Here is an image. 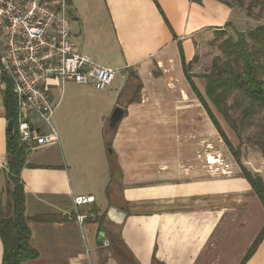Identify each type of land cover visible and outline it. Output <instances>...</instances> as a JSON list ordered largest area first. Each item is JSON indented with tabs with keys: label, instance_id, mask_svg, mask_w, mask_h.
Here are the masks:
<instances>
[{
	"label": "crops",
	"instance_id": "1",
	"mask_svg": "<svg viewBox=\"0 0 264 264\" xmlns=\"http://www.w3.org/2000/svg\"><path fill=\"white\" fill-rule=\"evenodd\" d=\"M67 4L77 50L100 66L114 68L116 74L124 71L135 77L139 86L133 90L140 97L132 101L125 98V91L107 94L97 137L110 152L65 153L58 135L57 141L26 151L20 178L31 245L38 256L23 264H241L264 224V207L248 182L227 167L213 178L200 164L160 167L190 152H176L172 136L141 131L159 125H152V120L170 119L169 112L175 113L177 106L189 111L183 117L191 116L189 103H162L164 90L170 94L175 86L190 90L178 44L185 60H192L210 35L238 19L239 10L220 0H67ZM193 79L202 90L203 81L199 85ZM116 107L123 114L107 134ZM30 115L38 124L36 115ZM6 123L0 95L2 205L8 195ZM125 126H137L140 132ZM171 138V148L161 147ZM77 195L92 198L78 208L85 215L81 224L72 201ZM102 240L109 245L103 246ZM1 256L0 241V264ZM243 264H264V236Z\"/></svg>",
	"mask_w": 264,
	"mask_h": 264
},
{
	"label": "rangeland",
	"instance_id": "2",
	"mask_svg": "<svg viewBox=\"0 0 264 264\" xmlns=\"http://www.w3.org/2000/svg\"><path fill=\"white\" fill-rule=\"evenodd\" d=\"M227 1L239 10L238 19L225 26L220 33L214 32L203 44L197 47L196 59L192 64L191 71L196 75L195 79L199 85L202 82L199 74L209 68L215 57L222 55L219 45L225 38L235 37L238 31L246 32L264 24V9L252 6L249 9L250 16L247 15L245 9L250 0H242V8L236 6V2L234 3L233 0ZM69 23L71 30L70 39L75 44L73 21H69ZM130 77L131 80L129 79ZM129 84L131 87H129ZM136 86L138 87L139 83L135 80V77L125 74L124 71H117L112 84L103 91H97L89 85H78L73 82H66L63 90L60 87H54L51 99L53 97L57 99L59 96L61 98L51 117V124L59 136V144L64 152L69 153L74 150L76 155L87 156L95 155L101 149L108 152V149L104 147V142L102 144L98 138L97 120L100 109L103 110L107 105V94L112 97L117 92L125 91L126 99L128 98L132 101L139 99L138 91L133 90ZM172 88L174 89V91H171L173 94H170L167 90L162 92V103L176 105L181 101L186 102V104L189 103L191 116L185 115L183 117L181 114H188L189 111H179L177 106L175 113L174 110L169 112L170 119L166 121L158 120V122L152 120V125L155 123L159 125L142 127L141 131L145 133L150 130L153 134L156 132L161 135L172 136L175 139L176 152L182 153L186 150L190 153L186 157L178 155L176 159L168 160L166 165L160 164V167L168 166L169 164L180 169L189 168L190 166L196 168L200 164L206 167L209 178L222 175L221 170L226 167L230 172H240L231 153L227 150L190 90L187 88L186 92H183L179 86ZM161 91L163 90L161 89ZM227 102L231 106L228 112L231 118L229 123L213 106H211L212 110L230 142L239 150L242 164L252 173L264 179V108L257 109L251 115H244L241 111L247 103L241 96L234 94ZM117 124L111 126L108 120L107 134L114 130ZM137 128V126L135 128L128 127L134 133L139 131ZM44 129L46 130V128ZM172 141L171 138L170 142L161 143V147L168 150V147L170 146L171 148L173 145ZM112 160L114 162L113 157ZM5 199L8 201V195Z\"/></svg>",
	"mask_w": 264,
	"mask_h": 264
},
{
	"label": "built area",
	"instance_id": "3",
	"mask_svg": "<svg viewBox=\"0 0 264 264\" xmlns=\"http://www.w3.org/2000/svg\"><path fill=\"white\" fill-rule=\"evenodd\" d=\"M67 12V0H0V87L4 79L11 81L13 129L26 150L58 140L51 117L61 96L51 99L54 87L63 90L66 82H73L103 91L116 75L114 68L100 66L77 50ZM72 201L81 224L85 215L78 208L92 198L77 195ZM102 245L109 242L102 240Z\"/></svg>",
	"mask_w": 264,
	"mask_h": 264
},
{
	"label": "trees",
	"instance_id": "4",
	"mask_svg": "<svg viewBox=\"0 0 264 264\" xmlns=\"http://www.w3.org/2000/svg\"><path fill=\"white\" fill-rule=\"evenodd\" d=\"M220 1L231 5L227 0ZM233 1L236 2V6L243 7L242 0ZM252 6L264 9V0L249 1L245 9L249 16V9ZM221 30L223 29L217 30L216 33H220ZM219 46L222 55L215 57L209 68L199 74L204 85L200 90L193 79L196 75L191 71L196 56L187 62L183 56L181 45L178 44L183 75L213 128L231 153L239 167L241 176L248 182L264 207V179L252 173L242 164L239 150L230 142L211 107L213 106L228 123L231 120L228 114L231 106L227 100L234 94L241 96L247 103L241 111L244 115H251L257 109L264 108V24L246 32L238 31L235 37L225 38ZM0 95L4 117L7 121H15L16 99L12 93L10 80L4 79ZM107 147H109V143ZM5 148L7 163L4 174L8 187V201L4 205L0 202L1 264H23V262L38 256V251L31 245V229L28 225V218L25 216V193L20 178V172L26 165L27 150L18 142L14 129L12 132L6 131ZM113 168L110 163L111 177L114 173ZM35 219H39V217H35ZM263 236L264 224L247 250L241 264L254 252Z\"/></svg>",
	"mask_w": 264,
	"mask_h": 264
},
{
	"label": "water",
	"instance_id": "5",
	"mask_svg": "<svg viewBox=\"0 0 264 264\" xmlns=\"http://www.w3.org/2000/svg\"><path fill=\"white\" fill-rule=\"evenodd\" d=\"M122 114H123V111L121 109H119L117 107L114 108V110L112 111V113H111V115L109 117V123H110V125L111 126L116 125L117 122L120 120ZM13 124H14L13 120L7 121V123H6V130L8 132H12V130H13ZM108 151L110 152L111 149L108 148Z\"/></svg>",
	"mask_w": 264,
	"mask_h": 264
}]
</instances>
